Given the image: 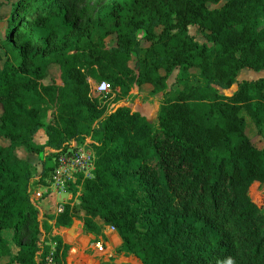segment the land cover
<instances>
[{
  "label": "trees",
  "instance_id": "1",
  "mask_svg": "<svg viewBox=\"0 0 264 264\" xmlns=\"http://www.w3.org/2000/svg\"><path fill=\"white\" fill-rule=\"evenodd\" d=\"M220 1L113 0L85 22L88 5L77 11L74 0L14 3L0 40V257L6 264H67L71 246L59 235H42L52 226L70 227L74 218L97 237L113 226L121 238L116 252L134 256L136 264H264V203L252 196H264V147L246 133L244 114L264 136V0L209 7ZM189 25L203 29L212 45L196 40ZM140 30L149 45H141ZM113 34L116 44L108 46ZM53 64L60 84L45 81ZM246 67L263 75L239 81ZM176 68L197 72L177 77L172 94L168 78ZM90 80H106L111 91L94 96ZM234 84L232 94L218 90ZM147 85L150 94L162 93L156 122L126 105L108 109L104 101L113 93L121 101L134 86ZM40 129L43 144L34 140ZM88 137L95 168L78 180L80 189L72 187L74 195L80 190L79 202L41 221L31 200L35 168L16 149L40 156V180L49 185L53 164L46 162L55 154L46 149Z\"/></svg>",
  "mask_w": 264,
  "mask_h": 264
},
{
  "label": "rangeland",
  "instance_id": "2",
  "mask_svg": "<svg viewBox=\"0 0 264 264\" xmlns=\"http://www.w3.org/2000/svg\"><path fill=\"white\" fill-rule=\"evenodd\" d=\"M17 0H0V40H2L5 37L6 33V28L8 25V22L10 18L12 17V10H13V5ZM76 3L74 4V8L79 11L81 7L85 4L88 5V11H87V17L83 18V21H89L91 17L95 15L98 9L103 7L104 5L110 3L113 0H74ZM226 0H221L220 3L218 4H209V7L214 8V7H220L225 3ZM261 25H264V20L261 21ZM157 31H160V28H157ZM188 31L191 35L194 36L196 40L199 42L207 43L208 45H212L211 42H209L206 37H205V31L201 29L197 25H189L188 26ZM138 37L141 39V45L142 46H147L149 45V41L144 38V31L140 30L137 33ZM116 44V36L113 34L110 37L107 38V45L112 46ZM3 52V51H2ZM132 65H134V61L132 62ZM195 72H197L196 69H190L189 71L183 73L179 68H176L172 74L168 78V90L172 91L171 93L174 94V91L179 87L178 82H176V78L179 76L183 75H192ZM262 75L261 71H255L250 68H243L240 70V75H256L259 76L260 74ZM237 77V78H238ZM241 77V76H240ZM242 79V78H241ZM46 82H52L55 81L57 83H62L61 78H60V70L57 65L53 64L49 66V75L47 79L45 80ZM219 92L221 93H226L229 90H225L224 88L218 87ZM105 94V93H104ZM102 94V95H104ZM131 96L126 97L125 99L116 102L114 100L115 94H112L111 98L105 99L104 101L108 102V109H111L117 105H126L131 107L134 111L137 110V106L139 104L147 106L150 110V115L149 114V119L153 122L157 121V106L160 104L155 102V100L160 101L162 97V93H159L158 96L150 94V87L149 86H143L141 89H139L137 86H134L133 89L131 90ZM157 95V94H156ZM159 97V98H158ZM52 112L50 111L47 116V120H50L52 117ZM245 116L247 117V127H246V133L252 138V141L258 146V147H264V136L262 134H258L256 132L254 122L251 120V118L244 112ZM251 126H253L251 128ZM255 129V130H254ZM3 141H5L4 138H2ZM16 152L19 156L26 158L28 155V152L25 148L21 147L16 149ZM46 153H51L49 149H46ZM54 161V156L50 157L48 156L47 158V164H53ZM41 163V162H40ZM72 189V187H71ZM262 190V194H264V188L260 189ZM37 191V190H36ZM261 194V195H262ZM64 197L62 200L64 202H67L70 198H66V194H62ZM252 196L258 203H264V196H262L260 199L259 197L255 194L252 193ZM258 199V200H257ZM56 200L55 197H47V198H42L40 200L36 201V206L38 209L41 207L43 208L44 211H47L49 209V212L44 213V214H54L56 212V207L53 208V201ZM75 202L76 204L79 202L78 199H73L71 200ZM53 208V209H52ZM42 221V220H41ZM81 221L79 219H75L74 224L71 226V228H67L64 230H58L55 227L52 226V228L49 230L48 234L42 235V239H47L49 240L50 237H53L55 235H59L62 237L63 241L71 246L68 256H67V264H113V262H130L133 264L138 263V260L132 256V255H124L116 252V248L119 246H116L113 241H112V236H110V241L106 237V242L108 243V247L110 249V258L109 260L105 258V256H96L92 258L94 252L91 247L93 241L89 242L90 235L87 233L85 230L82 229ZM27 230L24 229L22 231V238L21 240L23 242L28 240L27 236ZM5 238L10 242V246L12 249L13 253H16L18 250L17 244L12 240V234L10 230H6L4 233ZM112 241V242H111ZM51 245L54 246V244L51 242ZM116 259V261H115ZM8 258L7 257H0V264H6ZM18 264V263H15Z\"/></svg>",
  "mask_w": 264,
  "mask_h": 264
},
{
  "label": "built area",
  "instance_id": "3",
  "mask_svg": "<svg viewBox=\"0 0 264 264\" xmlns=\"http://www.w3.org/2000/svg\"><path fill=\"white\" fill-rule=\"evenodd\" d=\"M111 91L110 83L103 80L93 86L92 94H103ZM54 153L53 161V178L51 184L47 186L45 192L31 189V200L36 205V201L44 197L48 191H69L73 194L71 187L76 186L80 189L78 180L86 179L93 176L95 168L96 153L93 148V141L88 137L84 142L70 140L59 149L48 148ZM80 190L73 196L78 199ZM67 202H60L56 207L55 214L63 211ZM111 230H115L113 226H109ZM94 256H105L109 258L107 243L102 236L97 237L92 243Z\"/></svg>",
  "mask_w": 264,
  "mask_h": 264
},
{
  "label": "crops",
  "instance_id": "4",
  "mask_svg": "<svg viewBox=\"0 0 264 264\" xmlns=\"http://www.w3.org/2000/svg\"><path fill=\"white\" fill-rule=\"evenodd\" d=\"M259 72V71H258ZM261 72H262V75H263V71L261 70ZM260 74V73H259ZM261 74L259 75V76H256V75H240L239 77H238V80L239 81H241V80H243V79H257V78H259L260 76H262ZM242 78V79H241ZM91 81V88L93 89V86L96 84V82L95 81H93V80H90ZM148 86V85H147ZM150 88H151V86H149ZM237 89V84H234L231 88H228V89H225V90H229L228 92H226V93H222V94H232L235 90ZM94 96H97L96 94H93ZM155 96H158V94L157 95H155ZM159 98V97H158ZM154 101L155 102H157V103H159L160 104V101H158V100H155L154 99ZM158 108H159V106H157V110H158ZM138 111H139V109H137ZM150 110L151 109H149V111H147L146 113H144V112H142V111H139L142 115H145V116H149V114H150ZM150 115H152V114H150ZM149 118V117H148ZM253 126H251V128H252ZM256 129V128H255ZM254 129V130H255ZM34 140L37 142V143H41V144H43V143H45L46 141H47V135H46V133H45V130L44 129H40L36 134H35V136H34ZM26 159L34 166V168H35V175H34V177H33V180H32V187H31V189L32 190H38V191H42V192H45L46 190H47V186L48 185H46V184H43L42 182H41V173H42V171H43V164H42V161L40 160V156L38 155V154H36V153H34V152H30V153H28V155H27V157H26ZM41 162V163H40ZM47 163V162H46ZM49 165V164H48ZM66 194L67 195V197L66 198H70L67 202H72V203H74L75 204V202H73V201H71V200H73V199H75L76 197L75 196H73V194L71 193V192H69V191H61V190H59V191H54V190H51V191H48L47 193H45L44 194V197L45 198H47V197H55L56 198V200H54L53 201V208L54 207H57V205L60 203V202H62L63 200V196H62V194ZM43 197V198H44ZM42 199V198H41ZM77 199V198H76ZM64 202V201H63ZM52 208V209H53ZM49 210H51V209H49ZM49 210H47V211H44L43 210V208L41 207L40 209H38V213H39V218H40V220H44L43 218V215H44V213H47V212H49ZM53 214V213H52ZM55 214V213H54ZM75 219L76 218H74V220H73V223H72V225L74 224V221H75ZM81 221V220H80ZM81 225H82V229L84 230V228H83V222L81 221ZM71 225V226H72ZM71 226L70 227H67V228H71ZM54 227V226H53ZM56 228L58 229V230H64V229H67V228H65V227H55V231H56ZM6 230H10V229H5L4 231H3V233H5V231ZM68 230V229H67ZM10 232H11V230H10ZM90 235V240H89V242H91V241H94L96 238H97V236H95V235H93V234H89ZM100 236H102L103 238H104V240H106V237L109 239V241H110V236H112L113 238H112V241H113V243L116 245V246H118V245H120L121 244V238L119 237V235H118V233L116 232V230H111L110 228H109V226H106L105 228H104V234L103 235H100ZM99 237V236H98ZM111 241V242H112ZM106 242V241H105ZM107 243V242H106ZM107 245H108V243H107ZM91 247H92V245H91ZM109 248V247H108ZM110 252V251H109ZM92 258H94V257H96V256H94V254H93V256H91ZM105 258H107V257H105ZM109 258H110V254H109ZM109 258H107L108 260H109ZM110 261V260H109ZM115 261H116V259H115Z\"/></svg>",
  "mask_w": 264,
  "mask_h": 264
},
{
  "label": "bare ground",
  "instance_id": "5",
  "mask_svg": "<svg viewBox=\"0 0 264 264\" xmlns=\"http://www.w3.org/2000/svg\"><path fill=\"white\" fill-rule=\"evenodd\" d=\"M137 109H139V111H142L144 113H146L147 111H149V108L145 105H141L139 104V106H137Z\"/></svg>",
  "mask_w": 264,
  "mask_h": 264
},
{
  "label": "water",
  "instance_id": "6",
  "mask_svg": "<svg viewBox=\"0 0 264 264\" xmlns=\"http://www.w3.org/2000/svg\"><path fill=\"white\" fill-rule=\"evenodd\" d=\"M118 106H123V105H117V107H118ZM149 120H150V119H149ZM150 121H151V120H150Z\"/></svg>",
  "mask_w": 264,
  "mask_h": 264
}]
</instances>
